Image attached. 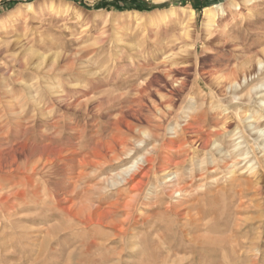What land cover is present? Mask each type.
<instances>
[{
    "label": "rangeland",
    "instance_id": "obj_1",
    "mask_svg": "<svg viewBox=\"0 0 264 264\" xmlns=\"http://www.w3.org/2000/svg\"><path fill=\"white\" fill-rule=\"evenodd\" d=\"M254 127L264 0H0V264H264Z\"/></svg>",
    "mask_w": 264,
    "mask_h": 264
},
{
    "label": "bare ground",
    "instance_id": "obj_2",
    "mask_svg": "<svg viewBox=\"0 0 264 264\" xmlns=\"http://www.w3.org/2000/svg\"><path fill=\"white\" fill-rule=\"evenodd\" d=\"M251 72V71H250ZM246 73V72H245ZM250 75V74H249ZM248 74H244L243 76H241V75H236V76H234L232 79H229V80H226L224 83H222V85H221V90L222 89H234V88H237V86H238V83L241 81V79L243 78L244 79V81L246 82L247 81V76H249ZM188 79H189V70L188 69H185L184 71H183V75H182V77H179V78H176L174 81H173V83H172V91H171V95L172 96H174L175 95V93H179V94H181L182 93V91H184V89L186 90V88H187V86H188ZM220 87V86H219ZM170 95V96H171ZM171 96V97H172ZM173 99V98H172ZM169 100V102H168V105H173V100ZM167 105V104H166ZM167 107V106H166ZM172 107V106H171ZM169 108H170V106H169ZM250 129V128H249ZM252 129V132H253V135H255V136H257V138H261V139H264V132L262 131V130H260V129H258V128H251ZM209 137V136H208ZM206 138V137H205ZM256 139V138H255ZM199 140H201V139H199ZM258 140V139H257ZM202 141V142H201ZM200 142H201V147L203 148V149H208V147L210 146V144H211V141H210V139H202ZM245 157V156H244ZM244 160H242V161H245L247 158H243ZM95 164V163H94ZM99 164V163H98ZM178 164H180V163H178ZM177 164V165H178ZM176 165V166H177ZM181 165V164H180ZM137 167V166H136ZM135 167H132L131 169H129V170H127V172H126V174H128L129 172H131V171H133V169H134ZM144 180H145V178L139 183V184H137L136 185V191L137 192H140L142 189H143V187H144V185H145V182H144ZM170 181V180H169ZM171 182H172V180H171ZM236 183H238L235 179H232L231 180V182H230V184H235L236 185ZM249 184H250V186L252 187L253 185H256L257 183H254V182H248ZM125 184V183H124ZM231 185V186H232ZM184 189V188H183ZM185 190V189H184ZM182 193V192H184L183 190H180V191H177V192H175V193ZM247 192L248 193H255L254 195L255 196H258V197H262V192H263V189L261 188V187H257V188H249V187H247V188H244L243 189V187L241 186L240 188H239V191H238V193H239V196H237L238 198H239V200L240 201H242V199H243V197H245L246 196V194H247ZM246 193V194H245ZM134 197V196H133ZM237 198V199H238ZM131 199V198H130ZM130 201V200H129ZM137 201H138V199H137V196L136 197H134V198H132L131 199V201L125 206V208H129V209H132L136 204H137ZM244 201V200H243ZM253 201V200H252ZM232 202V201H231ZM240 203V202H239ZM228 204H230V203H228ZM236 204V203H235ZM120 205V203H114V207H118ZM240 208H243V203L241 202V204H240V206H239ZM260 207V206H259ZM100 208V207H99ZM231 209V208H230ZM234 210V209H233ZM96 211H98L97 209H96ZM171 212V211H170ZM172 213V212H171ZM76 216H77V214H87V218H89V219H93V218H99V219H102V218H106L107 219V225L108 226H111L112 227V224L111 223H109V217H110V215H109V213H104V212H101V213H74ZM233 214V213H232ZM125 223H126V221H125ZM121 232H123V231H121ZM239 238V237H238ZM236 239V238H235ZM239 240V239H238ZM237 240H235V242H236ZM241 241V240H240ZM240 241H237V247L238 248H240L239 249V251H241V250H243V248H245V247H247L248 245L246 244V243H242V242H240ZM252 241V240H251ZM232 241H230V243H231ZM250 243V246H249V248H253V247H256V248H259V246H260V244H261V233L259 234V236L258 237H256L252 242H249ZM229 244V243H228ZM231 245H233V244H231ZM230 245V246H231ZM236 245V244H235ZM229 246V245H228ZM227 247V246H226ZM232 247H234V246H232ZM230 248V247H229ZM234 250V249H233ZM236 251V250H235ZM235 251H233V252H235ZM237 253V252H236ZM227 254H228V251H227ZM231 258H233V257H231ZM251 258L252 257H250V255L249 254H245L244 253V251H243V253H240V254H238V256H237V259H238V262L239 263H244V262H246V261H249V262H251V263H254V264H256V262H258L257 261V258H252V261H250L251 260ZM234 259V258H233ZM232 260V259H231ZM232 261H235V260H232ZM227 263H228V261H227ZM229 263H230V261H229ZM228 263V264H229ZM232 263V262H231ZM250 263V264H251ZM234 264H235V262H234Z\"/></svg>",
    "mask_w": 264,
    "mask_h": 264
}]
</instances>
